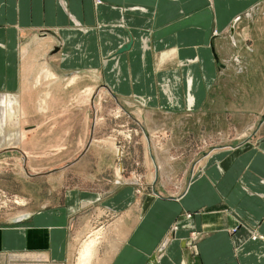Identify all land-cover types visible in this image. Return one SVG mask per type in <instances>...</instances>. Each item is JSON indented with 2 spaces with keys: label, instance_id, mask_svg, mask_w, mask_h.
<instances>
[{
  "label": "crops",
  "instance_id": "crops-1",
  "mask_svg": "<svg viewBox=\"0 0 264 264\" xmlns=\"http://www.w3.org/2000/svg\"><path fill=\"white\" fill-rule=\"evenodd\" d=\"M105 92L158 115L138 119L160 128L158 156L145 135L120 187L99 150L33 170L16 147L34 174L86 166L87 187L1 208L0 264H72L95 208L118 239L105 264H264V0H0V135L17 131L1 143L34 142L26 128L87 116Z\"/></svg>",
  "mask_w": 264,
  "mask_h": 264
},
{
  "label": "rangeland",
  "instance_id": "rangeland-1",
  "mask_svg": "<svg viewBox=\"0 0 264 264\" xmlns=\"http://www.w3.org/2000/svg\"><path fill=\"white\" fill-rule=\"evenodd\" d=\"M95 99L102 105L97 111L89 110L87 116L81 111L65 114L55 112L54 117L61 118L60 125L35 128L34 132H29L32 128H26L25 134H34L36 138L34 142L23 144L0 142V209L5 208L13 213L21 209L39 210L48 203L49 190L53 187H56V199L52 200L55 203L63 201L67 184L73 188L87 187L85 176L82 175L86 171V166H73L71 171L67 169L66 174L64 169L51 174H34L30 171L32 169L25 167L21 149L17 150L16 147L23 146L25 150L30 151L28 166L33 170H37V167H53V162L56 167H63L71 157L79 156L88 150H99L103 154V161L111 163L112 160H116V166L120 170V187L128 184V180L132 178L128 171L143 164L144 160L139 158L143 154L135 153L143 152L145 135L151 140L153 154L158 156L161 146L160 128L139 126L138 120L145 117L147 123L153 118L158 121V115L151 116L142 111H129L126 100H120L117 96L106 92L97 95ZM87 100L88 103L92 102L91 94L87 96ZM121 104L123 107L120 106ZM46 117V115L40 116V118ZM58 122L56 119V124ZM2 130L0 137L6 136L8 139L14 137L17 132L14 125L3 127ZM165 140L162 142L164 148ZM112 152L116 154L115 159L111 158ZM106 193H111L110 189ZM140 193L143 192L136 191L137 196H140ZM101 214L96 208L92 209L89 212V221L79 223L75 233L77 237L73 240L75 252L72 264L81 263L83 248L90 242L94 243V255L89 264H105L106 256L112 251L118 239L109 237L107 231L109 224L99 219ZM98 249L103 253L100 261L97 259L101 255L98 254V257L95 255Z\"/></svg>",
  "mask_w": 264,
  "mask_h": 264
},
{
  "label": "bare ground",
  "instance_id": "bare-ground-1",
  "mask_svg": "<svg viewBox=\"0 0 264 264\" xmlns=\"http://www.w3.org/2000/svg\"><path fill=\"white\" fill-rule=\"evenodd\" d=\"M93 249H94V243L90 242L87 245H85L82 251V259H81L82 261L80 264H89V262L91 261L94 255Z\"/></svg>",
  "mask_w": 264,
  "mask_h": 264
}]
</instances>
